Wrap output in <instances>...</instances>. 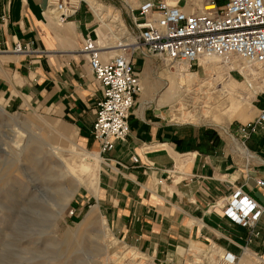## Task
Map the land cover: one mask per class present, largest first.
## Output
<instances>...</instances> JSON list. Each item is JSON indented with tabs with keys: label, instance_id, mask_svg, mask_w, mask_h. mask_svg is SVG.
I'll return each instance as SVG.
<instances>
[{
	"label": "crops",
	"instance_id": "crops-1",
	"mask_svg": "<svg viewBox=\"0 0 264 264\" xmlns=\"http://www.w3.org/2000/svg\"><path fill=\"white\" fill-rule=\"evenodd\" d=\"M54 1L0 0V102L9 109L36 105L91 135L101 87L80 51L82 40L96 33L102 59L115 53L106 41L112 22L100 16L113 10L131 19L139 6L159 1L190 11L207 0H68L75 9L64 23L50 8L46 12ZM16 44H30L31 50L18 54ZM133 63L141 92L128 136L98 156L95 197L100 195L93 201L102 218L126 243L168 264H193L195 258L210 264L212 255L225 264H264V186L256 183L264 181V131L242 140L238 125L221 132L174 121L168 107L180 96L174 76H167L169 86L158 97L150 81L161 69L157 59L134 55ZM256 109H264V99ZM238 189L259 207L253 228L225 215L224 206Z\"/></svg>",
	"mask_w": 264,
	"mask_h": 264
},
{
	"label": "rangeland",
	"instance_id": "rangeland-1",
	"mask_svg": "<svg viewBox=\"0 0 264 264\" xmlns=\"http://www.w3.org/2000/svg\"><path fill=\"white\" fill-rule=\"evenodd\" d=\"M107 16L113 28L106 40L109 46L134 42L137 31L128 15L111 10L100 16L101 21L108 23ZM208 59L187 70L197 78L189 88L178 86L180 96L168 105L171 118L221 132L229 125L253 121L264 99V71L236 58ZM157 63L161 69L150 81L159 97L169 86L167 76L184 67ZM222 86L226 91H220ZM240 106L245 120L231 119L233 109ZM91 155L99 156L91 135L78 133L36 105L9 109L0 102V264H168L126 243L102 218L93 201L100 195L99 191L95 197L93 182L96 178L98 191L102 165ZM208 259L210 264L219 262L213 255ZM201 263L194 259L193 264Z\"/></svg>",
	"mask_w": 264,
	"mask_h": 264
},
{
	"label": "built area",
	"instance_id": "built-area-1",
	"mask_svg": "<svg viewBox=\"0 0 264 264\" xmlns=\"http://www.w3.org/2000/svg\"><path fill=\"white\" fill-rule=\"evenodd\" d=\"M49 8L58 23H64L75 9L62 2L49 4L46 12ZM131 23L137 31L134 42L104 60L96 33L82 40L80 51L101 87L91 128L100 157L111 151L116 141H124L128 136V119L141 92L134 55L152 56L171 68L184 65L188 70L200 67L204 58L223 61L236 58L264 71V0H226L223 5L207 0L200 8L188 12L166 1L146 3L139 6L136 15H131ZM30 50V44H16L14 48L18 54ZM236 131L242 140L264 131V109ZM132 160L137 162L135 157ZM256 183L264 186L263 180ZM224 212L235 224L253 228L260 211L238 189L227 200Z\"/></svg>",
	"mask_w": 264,
	"mask_h": 264
},
{
	"label": "bare ground",
	"instance_id": "bare-ground-1",
	"mask_svg": "<svg viewBox=\"0 0 264 264\" xmlns=\"http://www.w3.org/2000/svg\"><path fill=\"white\" fill-rule=\"evenodd\" d=\"M57 2H62L67 8L70 6V7H72V5L70 4V2L68 1V0H55L53 3H52V6L54 5V4H56ZM54 12V11H53ZM129 44L128 43H125V41H120V42H118L116 45H115V47H114V49H115V53L116 52H119V50H122V47H125V46H128ZM101 50H102V48H101ZM209 59V61L210 60H218L216 57H208ZM205 59V58H204ZM203 59V60H204ZM203 60H201V61H203ZM201 61H200V63H201ZM241 61H243V60H241ZM243 62H245V63H247V64H249L248 62H246V61H243ZM226 64V63H225ZM249 65H251V66H257V65H252V64H249ZM183 67H184V69H180V70H177L178 71V73H176V71H175V75H174V77H173V81H175L176 80V84H177V86H182V87H184V88H189V86L196 80V78H197V75H195V74H190L187 70H188V68L186 67V66H184V65H182ZM213 66V65H212ZM224 67V66H223ZM222 67V68H223ZM249 68V67H248ZM226 69V68H225ZM227 69H228V67H227ZM236 69V68H235ZM258 69V68H257ZM257 71H260L259 73H258V75L260 76V77H262L261 75H263L262 74V72H261V70H257ZM233 85V84H232ZM228 86V85H227ZM248 86V85H247ZM187 90V89H186ZM220 91H226V87H224V86H222L221 87V89H220ZM228 92V91H227ZM230 92H232V91H230ZM229 92V93H230ZM222 93V92H221ZM224 95L225 94H227V93H223ZM228 95V94H227ZM232 96V95H231ZM234 98V97H233ZM232 99V98H231ZM228 100H230V98H228ZM229 102H231V101H229ZM233 103V102H232ZM229 107H230V105H229ZM236 107V106H235ZM234 108V107H233ZM230 109V108H229ZM232 109V108H231ZM230 109V110H231ZM207 112V111H206ZM208 114V113H207ZM206 115V114H205ZM205 117V116H204ZM209 117V116H208ZM228 117V116H227ZM31 121H37L40 125H41V122L42 121H38L37 119H36V117H33V116H31V117H28ZM230 118L231 119H233V118H237V119H240V120H245V118H246V111L240 106V107H237V108H235V109H233V111L231 112V114H230ZM91 157H94V155H91ZM94 159L96 160V162H97V165H98V163H99V159L97 158V157H94ZM84 171H86L87 173H89L90 175L89 176H91V177H94L95 178V175H94V172H92L89 168H85L84 169ZM89 182V181H88ZM93 193H94V195H96V192H97V179L95 178V182H93ZM90 186V185H89ZM92 189V188H91ZM219 264H225L224 262H219Z\"/></svg>",
	"mask_w": 264,
	"mask_h": 264
}]
</instances>
